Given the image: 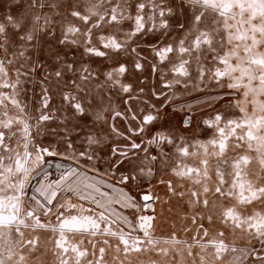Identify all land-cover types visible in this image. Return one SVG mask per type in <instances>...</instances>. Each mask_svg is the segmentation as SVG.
<instances>
[{
  "label": "snow or ice",
  "instance_id": "obj_1",
  "mask_svg": "<svg viewBox=\"0 0 264 264\" xmlns=\"http://www.w3.org/2000/svg\"><path fill=\"white\" fill-rule=\"evenodd\" d=\"M5 7L0 14V264H25L24 248L36 244L35 239L25 240V231L37 229L58 233L59 264H70L69 252L75 264L89 255L70 244L67 233L105 237V245L108 238H117L125 254L146 246L185 244L189 255L194 247L211 249L219 264H264V211L242 215L235 205L223 211L222 223L231 221L233 232L246 233L252 247L216 238L205 242L209 230L203 215L198 224L192 217L197 235L203 232L192 243L175 235L158 239L152 231L155 216L143 214L155 212L148 203L156 199L150 191L139 204L123 192L109 197L99 182L80 172L87 162H98L97 151L109 141L115 157L109 170H121L118 183L126 186L150 182L157 171L181 178L194 173L199 184L201 176L210 179L209 157H214L215 194L241 206L264 203V185L247 179L250 157L222 159L234 137L236 148L246 145L257 152L264 166V0H8ZM225 35L228 43L238 42L230 52L223 50ZM73 50L79 57L68 59ZM233 58L237 64L231 63ZM225 78L233 82L225 84ZM212 85L244 88L252 113L239 106L241 115L217 111L202 121L212 130L206 139L157 127L165 100ZM117 100L123 110L115 106ZM185 107L192 112L194 106L179 110ZM117 118L125 122L124 131L114 122ZM192 122L187 115L183 129H191ZM201 152L203 171L185 162ZM52 167L59 173L55 180L49 178ZM91 170L98 172L95 164ZM168 186L177 195L170 181ZM209 191L205 185L204 208ZM191 195L193 203H201V193ZM115 204L136 210L137 220L118 212ZM207 222L212 223L211 215ZM89 243L95 254V243ZM159 252L167 256L169 249ZM99 254L96 264L103 261L104 247ZM200 260L207 264L204 255Z\"/></svg>",
  "mask_w": 264,
  "mask_h": 264
},
{
  "label": "flooded vegetation",
  "instance_id": "obj_2",
  "mask_svg": "<svg viewBox=\"0 0 264 264\" xmlns=\"http://www.w3.org/2000/svg\"><path fill=\"white\" fill-rule=\"evenodd\" d=\"M6 0H0V14H3L7 11L5 5ZM152 38L149 37V40ZM225 47L224 52H230L234 49V46L237 41L232 43L227 42V36H224ZM264 51V48L261 49ZM80 53L78 51H71L67 53V58L71 59L72 56L79 57ZM239 55L244 56L242 47L239 50ZM232 64H237L236 59H231ZM147 76L148 72L142 74ZM238 75V73L236 74ZM154 79V78H153ZM134 87H138V83L135 77L130 78ZM233 81L225 78L223 83H232ZM244 88L233 89L227 87H216L212 85L211 88L203 92H192L190 94H177V98L169 102L165 100L164 107L161 109V119L157 125L159 128H172L177 131H182L186 136L195 135L198 139H206L210 137L212 132L211 129H208L203 125L202 121L204 119L210 118L217 111L222 113H229L232 115H241L239 112V107L247 108L249 114L253 111V106L251 103H246L244 98ZM31 96V92L28 93ZM223 97V99H220ZM251 96L248 97L250 101ZM264 99V98H262ZM152 103L159 104L160 101L152 98ZM188 104H192V112H188L186 107L185 111H180L179 109ZM115 106L120 110H123L124 104L122 101H115ZM239 106V107H238ZM187 115L193 116L192 128L183 129V121ZM117 126L124 131L126 124L120 118H117L114 121ZM238 134H242L241 130H237ZM116 142H120L118 138H114ZM137 142H140L139 140ZM45 145L49 143L48 139L44 141ZM237 141L235 138H231L228 141V146L225 152V155L222 159H229L237 154L247 155L250 157V163L245 167V172L247 174V179L250 180L253 184L264 185V166L259 163V155L255 151L248 150L247 146L244 145L241 148H236ZM80 143L77 141V147L79 148ZM113 146L112 142H106L105 145L97 151L96 155L98 157L97 161H89L84 164L83 168L80 169L81 173L90 174L94 181L104 183L109 186V188H118L122 190L123 193H127L129 196L134 197L135 201L139 204L142 203L141 197L145 192L150 191L151 194L156 198L154 201H149V204H152L155 208V212H152L151 209H147L143 214H152L155 216L153 221V234L155 238L165 239L170 238L172 235L178 240L187 241L188 243L193 242V237L197 239L203 236V232L200 231L197 235V225L192 223V217L196 216L197 224L200 223V215L205 217L203 221L205 228L209 230V236L205 238L211 240L213 238L223 239L226 243L232 245L234 244L237 247H252L253 245L248 244V236L246 233L241 232L239 229H236L234 232L232 230L231 221L227 224L222 223L223 220V211L227 207L236 206L237 211L242 215L252 214L254 211H264V203L254 202L252 205L241 206L230 197H220L219 194H215V187L217 185V176L215 173V163L216 160L214 157H209L208 165V175L210 179H205L203 176L200 177L201 183L197 184L194 181L197 179L196 175L193 173L188 177H177L175 174L168 172L167 174L161 173L159 171L150 178V182L145 180L143 183H131L129 185L119 184V177L122 174L121 170L117 168H112L109 170L108 164L115 159L114 156L110 154V147ZM121 146L123 144L121 143ZM213 151L210 147L209 152ZM204 158L203 153L195 157L186 158V163L189 166L200 168L203 171V165L200 161ZM58 162L54 159L53 161ZM95 164L97 171H92V165ZM126 168V166H125ZM53 177H58L59 173L54 167L48 169ZM115 178L117 180H115ZM161 181H164L163 183ZM172 183L173 188L175 189L177 195H173L172 191L168 186V182ZM207 186L210 191L207 194V199L209 205L207 208H204L202 205L203 188ZM103 189H108L104 187ZM113 186V187H112ZM102 188V186H101ZM107 191V190H106ZM197 191L201 193V203H193L194 198L191 193ZM183 192V197L179 196L178 193ZM116 205V204H115ZM126 212V208L121 209ZM120 212V211H119ZM128 214L130 215L129 219L136 221L139 213L134 209H129ZM212 216V223L207 222V216ZM167 221H174L172 223H167ZM169 225V226H168ZM168 226V227H167ZM171 227V228H169ZM190 229V231H186ZM224 231L225 235L220 237L218 233ZM139 235L142 236V233ZM67 238L70 244H76L81 250L87 249L89 255L85 258H82V264H96L100 259L99 249L101 247L105 248V254L101 264H201L200 257L204 255L207 259V264H219L218 261L214 260V257L210 255L211 249L208 252H202L200 248L194 247L191 249V255L188 254V249L185 244H180L176 246H169L160 244L157 247L146 246L142 248L140 252H130L128 254L124 253L123 246L119 245L117 238H108L109 244H103L105 237L97 236L95 238L88 237L87 235L67 233ZM35 239L36 244L29 245L24 248L23 255L26 256L25 264H59L58 258L55 255L57 251L55 246V241L58 239V233H52L48 229H37L26 230L25 231V240ZM92 239L95 243V254H93V246L89 243V240ZM83 241V243H81ZM119 245L120 251L117 252V246ZM168 248V255L165 256L163 253L159 252V249ZM179 251V254H177ZM264 254V253H262ZM68 257H73L70 261V264H75L74 254L69 252Z\"/></svg>",
  "mask_w": 264,
  "mask_h": 264
},
{
  "label": "rangeland",
  "instance_id": "obj_3",
  "mask_svg": "<svg viewBox=\"0 0 264 264\" xmlns=\"http://www.w3.org/2000/svg\"><path fill=\"white\" fill-rule=\"evenodd\" d=\"M4 2H7L8 3V0H6V1H4ZM1 8V7H0ZM54 175H50V179L51 180H55L56 179V177H53ZM81 176L83 177V178H85V179H88V180H93V178H92V176L90 175V174H86V173H81ZM115 180H117L116 178H115ZM105 184L104 183H101L100 184V186H99V184H98V186L100 187V189H101V192H105V193H107L108 194V196L109 197H117L118 196V194L120 193V192H122V190H120V189H118V188H115V187H113V188H109V186L108 185H106V186H104ZM101 186H102V188H101ZM103 186L104 187H107V188H109V190L108 189H103ZM107 190V191H106ZM124 194H126V195H128L127 193H124ZM73 203H82V202H80V201H78V200H76V199H73ZM83 203H85V206L87 207V206H89L88 204H87V202H83ZM116 205H118V204H116ZM116 205H113V207L119 212L120 211V213L121 214H123L124 216H126V217H130V215L128 214V210L129 209H131L130 207H126V212H124L123 210L121 211L120 209H118L117 207H116ZM118 207H120V205H118ZM147 215H149V214H147ZM150 215H152V214H150ZM135 222V221H134ZM172 222H174V221H167V223H172ZM169 226V225H168ZM167 226V227H168ZM169 228H171V227H169ZM127 230V229H126ZM140 233H138V235H139Z\"/></svg>",
  "mask_w": 264,
  "mask_h": 264
},
{
  "label": "bare ground",
  "instance_id": "obj_4",
  "mask_svg": "<svg viewBox=\"0 0 264 264\" xmlns=\"http://www.w3.org/2000/svg\"><path fill=\"white\" fill-rule=\"evenodd\" d=\"M121 209H124V208H121Z\"/></svg>",
  "mask_w": 264,
  "mask_h": 264
}]
</instances>
